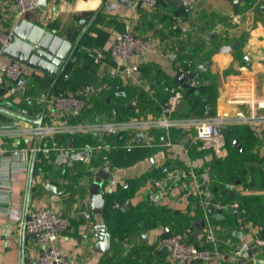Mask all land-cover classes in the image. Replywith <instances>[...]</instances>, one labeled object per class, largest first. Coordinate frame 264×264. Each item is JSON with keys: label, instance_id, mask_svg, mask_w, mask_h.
<instances>
[{"label": "crops", "instance_id": "crops-1", "mask_svg": "<svg viewBox=\"0 0 264 264\" xmlns=\"http://www.w3.org/2000/svg\"><path fill=\"white\" fill-rule=\"evenodd\" d=\"M133 2L48 0L47 9L39 7L19 16L17 0H0V29H9L26 18L77 43L72 60L59 77H62L59 92H83L88 86L95 88L93 106L84 114V121L126 120L158 115L167 97L164 86L176 83L186 87L177 82L181 72L189 71L182 69L183 59L180 56L193 60L190 70L196 69V75L191 85L195 78L200 77L215 92L211 106H207L202 115L195 114L189 100L184 97L176 115L204 116L207 112L234 114L239 110L251 113L257 110L256 101L263 94L264 0H198L186 10L177 7L171 0H162L155 9L148 11L139 10ZM128 26L140 35L149 36L147 53L130 58L127 64L110 55L101 62H95L96 51L107 48L113 37L125 32ZM0 59L11 60L3 53ZM24 67L29 84L21 96L6 97L18 108L0 105V127L36 124L33 120L52 110L51 99L57 94L54 87L51 89L54 77L34 71L27 65ZM3 81L7 82L6 78L0 76V87ZM3 91L0 88V93ZM140 93L144 94L143 98ZM27 100L34 103V111L22 110L20 104ZM148 103L159 104L160 110L149 109ZM121 104L127 110L130 105L133 106L134 113L119 114L116 106ZM234 125L247 129V133H244L246 139L254 141L250 151L263 156L264 136L259 137L247 124L224 127L222 132L225 139V132L228 135L235 132L231 128ZM158 130L162 131L155 129L150 136L159 142V146L146 145L148 136L144 131L137 134L122 131L110 135L98 131L59 134L56 137L58 144L70 149L68 159L63 162L62 153L57 149L49 154L43 150L35 153L31 191L34 156L29 166L16 168V164L13 165L14 169L8 173V181H4L5 187L0 188V264H22L23 260L27 262L40 250L36 236L27 230L25 232L28 207L30 211L54 206L62 215L69 217V224L59 237L60 247L68 252V264H169L168 253L156 243L161 235L168 233L184 234L198 246H212L205 235V214L199 206L198 197L175 187L157 199L152 193L151 184L153 179L164 175V168L179 167L196 172L209 171L212 178L210 187L214 191L212 183L216 179L212 176L211 166L207 164L211 160L218 162L226 158L231 152L229 141L234 144L239 133L231 139L227 136L220 153L204 147H192L185 152L182 147L183 134L179 129L177 132L171 131L175 142L172 146L163 144L165 131ZM65 136L69 137L67 142L64 141ZM15 142L20 146L52 145L50 140H39L37 137L0 136V145L11 147ZM102 142H111L115 146L100 150L96 157L89 151L87 160L70 162L72 152ZM125 143L134 145L127 150L122 146ZM103 166H109L113 171L103 179L106 212L95 214L90 188ZM5 171L6 165L4 174ZM45 182L56 184L61 193H44L42 185ZM229 185L233 187L229 188ZM226 189L231 196L259 193L244 188L238 181L226 185ZM150 195L156 202L150 199ZM223 197L218 198L215 193L214 199L220 203L238 202L237 196L229 200ZM238 207L239 202L237 207L209 213L219 241L218 249L223 254L220 260L222 264H264V247L254 246L251 253L242 256L232 253L234 229L242 228L252 244L261 232L257 228L261 224L248 218L246 211ZM231 210L235 218H230ZM110 211H114L111 218L107 216ZM126 211L130 215L124 220L123 212ZM97 223L106 224L111 233L110 247L105 252L95 248L97 237L94 235V225Z\"/></svg>", "mask_w": 264, "mask_h": 264}, {"label": "built area", "instance_id": "built-area-1", "mask_svg": "<svg viewBox=\"0 0 264 264\" xmlns=\"http://www.w3.org/2000/svg\"><path fill=\"white\" fill-rule=\"evenodd\" d=\"M162 0H134V5L139 10H153ZM185 8L193 7L198 0H180ZM19 10L18 15L23 16L26 12L39 8V0H17ZM180 19V18H179ZM11 28L0 29V54L3 48L9 43ZM149 36L140 35L132 27H127L126 31L113 37L107 48L97 50L94 56L95 62H101L107 55L119 59L123 64L136 56H144L149 50ZM11 59V58H10ZM189 65L193 64L192 59H188ZM25 64L18 60L4 61L0 59V76L6 78L2 87L5 91L0 93V97L16 96L19 91H25L29 84V77L25 70ZM262 96L256 101V111L246 112L239 110L234 114H210L204 116H177L178 105L182 98L183 87L181 84H167L164 90L167 97L161 105L158 115L149 114L147 116L135 117L126 120H92L84 121L83 116L86 111L93 106L92 95L95 88L88 86L83 92L71 90L61 91L55 94L52 99V110L45 114L44 122L41 126L37 124H14L11 127H0V136L16 135L22 137H37L39 140H50L51 146L24 145L17 142L13 146L0 145V188L5 187L4 181H8V173L15 165L29 166L35 153L40 150L50 153L57 149L62 153V161L68 159L70 149L58 144L59 134H75L85 132H102L110 135L115 132L126 131L130 134H137L144 131L147 134L146 145H160L155 142V138L150 136L155 129L165 131L164 145L175 144L172 138V129L181 131L185 152H189L192 147H204L220 153L225 147V137L222 129L233 124H247L259 136H264V70L261 73ZM221 130L216 132V128ZM133 143L122 145L130 150ZM114 143L102 142L96 145H87L83 150H90L96 157L100 150L114 147ZM12 164V166L10 165ZM5 165L7 171L4 174ZM14 169V168H13ZM44 175V174H43ZM189 179V180H188ZM211 174L209 171L196 172L193 169L185 170L179 167L164 168V175L152 181V193L157 199H161L170 189L180 187L189 194L194 193L199 200V206L203 209L206 221V237L212 246H198L186 235L180 233H168L161 235L157 240V246L165 250L169 256V264H222L223 254L218 249L217 234L211 225L209 213L215 210L237 207L238 202L220 203L215 201V193L210 187ZM112 182V181H111ZM233 185H229L232 188ZM116 207L119 204H115ZM87 216H90L86 212ZM69 224V217L60 213L57 207L46 206L34 208L27 214L24 225L31 234H36L40 250L36 256L31 257L22 264H68V252L59 245V237ZM96 227V225H94ZM262 230V226H257ZM232 236V253L242 256L254 246L264 247V238L256 235L253 244L248 239L242 228L234 229Z\"/></svg>", "mask_w": 264, "mask_h": 264}, {"label": "water", "instance_id": "water-1", "mask_svg": "<svg viewBox=\"0 0 264 264\" xmlns=\"http://www.w3.org/2000/svg\"><path fill=\"white\" fill-rule=\"evenodd\" d=\"M125 2L126 0H116ZM134 1V0H133ZM177 7L186 10L180 0H171ZM107 4H105L106 6ZM39 7L41 9L48 8V0H39ZM116 7V4H114ZM77 43L72 40L56 33L55 30L46 28L42 24L34 23L26 18H23L20 22L11 27L9 43L3 48L2 53L13 60H18L25 65L33 68L34 71H40L46 75L54 77L51 89L59 77L63 74L67 68L69 62L74 56ZM229 49V47H227ZM196 75V69L189 70L187 72H181L178 75L177 82L182 83L184 86H190L193 78ZM187 76V78H186ZM1 88V87H0ZM24 92L19 91L18 95H22ZM49 95V94H48ZM0 105L3 107L18 108L12 101L0 97ZM5 109L6 108H2ZM46 110V106L44 112ZM206 115H210L209 112ZM45 113L39 118L33 120L37 125L41 126L44 122ZM221 130L220 127L216 128V132ZM234 145L243 150V145L234 140ZM71 146V145H70ZM89 149L87 151L81 150L72 152L70 155V162L74 160L82 159L87 160L89 157ZM228 153V150H225ZM36 156H34L31 177H30V191L33 186L34 172ZM110 171H113L109 166H103L97 172V177L93 182L91 190L92 209L95 214L106 212V199L103 195V179L109 176ZM240 181L238 180V183ZM42 191L47 194H60L58 186L51 182H45L42 185ZM150 199L156 202L153 195H150ZM29 207L27 213L29 212ZM94 235L97 237L95 242V248L101 251H107L110 247L111 233L107 230V226L104 223H97L94 229ZM26 232V227H25ZM36 236V234H33ZM251 253V250L248 251ZM24 263V260H23Z\"/></svg>", "mask_w": 264, "mask_h": 264}, {"label": "trees", "instance_id": "trees-1", "mask_svg": "<svg viewBox=\"0 0 264 264\" xmlns=\"http://www.w3.org/2000/svg\"><path fill=\"white\" fill-rule=\"evenodd\" d=\"M180 57L181 59H183L182 69L184 71L190 70L191 65H189L188 60H185V58L187 59L189 58L185 56H180ZM61 79L62 77L59 78V80L57 81V83L55 84L53 88L56 93L59 92V85H60L59 82ZM214 92H215L214 88L211 85L205 84L204 80L200 79V77L195 78V81L192 85L188 87L187 86L183 87L184 98L189 100V103L192 109H194V113L197 115H202L205 108L207 106H211L212 100L214 99ZM139 95L142 98L144 97L143 93H140ZM20 106L22 110L32 109L34 111L33 108H35L34 103L33 102L31 103L29 100L21 103ZM148 108L153 109L157 112L160 110V105L159 104L152 105L148 103ZM116 110L119 112V114H122V112L134 113V107L131 105H130L129 110L125 109V107H123V104L117 105ZM138 114H140L139 111H138ZM234 126L238 127L237 125H234ZM172 130L173 132L175 130L176 132L178 131L177 129H172ZM233 130L236 131V128ZM158 131H162V130L157 129V132ZM237 133H239V136H237V140L240 143H243L242 138L245 137L244 132L241 131ZM73 137H76V136H73ZM73 137L72 139L74 140ZM238 137H241V138H238ZM65 138L66 139H64V141L67 142L69 137L65 136ZM229 142H230L229 147L231 149V152L226 158L218 161L221 163L220 165L221 167L218 169V172H217L218 177L212 183V187L218 198L224 196L223 197L224 199L229 200L237 196V200L239 202L238 208L242 210L244 209L246 211L248 218L254 220L255 222H259L262 225L260 236L264 238V194H260V193H252L248 195L235 194V196H231L229 193L230 191L226 189V185L236 184L238 180L240 181L241 185H243V187L246 189H252L256 187L257 184H256L254 173H252V177L250 180H245L247 179L246 176H247L248 168L246 167V165L248 162H253V166L254 165L256 166L255 162L258 163L256 167L259 168L260 174H261L260 175L261 182H260V185L258 186L261 189H264V155L259 156L258 154H255L253 152H250V154L247 153L245 150L244 143H243L244 150L240 151L239 148L236 147L232 143V141H229ZM250 170L252 171L253 169H250ZM157 210L159 211V208H157ZM152 212H157V211L152 210ZM123 214H124V220H126L128 216L130 215L129 211L123 212ZM230 214H232L230 218H235L234 211L231 210ZM113 215H114V211H110L107 216L111 218Z\"/></svg>", "mask_w": 264, "mask_h": 264}, {"label": "rangeland", "instance_id": "rangeland-1", "mask_svg": "<svg viewBox=\"0 0 264 264\" xmlns=\"http://www.w3.org/2000/svg\"><path fill=\"white\" fill-rule=\"evenodd\" d=\"M244 126L240 125L238 127L236 126H231L232 129H235L236 128V131L232 134V135H228V133L225 132V136H226V141H227V136L230 137V139L232 138V136H235L237 135L238 133L237 132H244V133H247V129L246 128H243ZM249 135V134H248ZM242 142L245 144V147L247 146V149L245 148L246 152L250 154V147L254 144V141L251 139H246L245 138H242ZM229 145H230V142H229ZM252 154V153H251ZM256 166L258 165V163H256ZM207 165H210V170L212 172V176L217 179L218 175H217V172H218V169L221 167V163L220 162H213L212 160L209 161V164ZM255 165L253 166V162H248L246 167L248 168V172H247V176L245 180H250L251 177H252V173L255 174V180H256V187L252 188L253 191H257L259 192L260 194H264V189H261L258 185H260V170L258 167H256ZM250 169H253L252 171Z\"/></svg>", "mask_w": 264, "mask_h": 264}]
</instances>
